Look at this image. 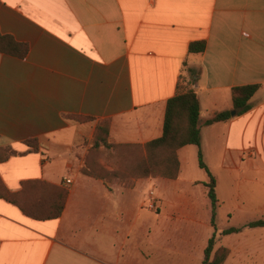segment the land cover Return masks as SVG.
I'll list each match as a JSON object with an SVG mask.
<instances>
[{"label":"crops","instance_id":"crops-1","mask_svg":"<svg viewBox=\"0 0 264 264\" xmlns=\"http://www.w3.org/2000/svg\"><path fill=\"white\" fill-rule=\"evenodd\" d=\"M0 34L27 47L0 53V150L17 153L0 181L10 193L29 181L68 192L46 221L0 198V264H202L214 229L196 146L178 150L175 180L82 174L102 122L109 145L160 138L178 85L199 101L214 251L228 250L223 264H264V227H246L264 221V0H0ZM194 42L203 53L188 52ZM251 85L248 112L206 124Z\"/></svg>","mask_w":264,"mask_h":264},{"label":"trees","instance_id":"trees-1","mask_svg":"<svg viewBox=\"0 0 264 264\" xmlns=\"http://www.w3.org/2000/svg\"><path fill=\"white\" fill-rule=\"evenodd\" d=\"M204 50V42H194L188 47V52L191 54H200L203 53ZM0 53L24 58L27 54V47L15 42L10 36L0 34ZM189 73L191 85L192 82H194L193 76L195 73L193 71ZM258 88L257 85H251L234 88L232 90V111L236 113V116H241L252 108L250 100L258 91ZM230 113L231 112H222L215 114L206 124L212 125L227 121L231 118ZM199 117L200 106L195 91L191 86L184 90L178 85L176 95L169 99L166 104L162 136L142 147L109 145L107 143L109 123L102 122L98 124L95 129L94 142L90 152L91 163L82 169V174L107 180L117 178L127 182L123 177L107 178V176H99L93 173L91 171V153L92 150L98 151L100 148L106 151L113 148H138L142 151L143 159H141V164L137 168L139 174L132 180L156 177L175 180L179 174L178 150L185 146H196L198 149V166L206 172L209 178V183L205 184V187L207 188V197L211 204V225L214 229V233L208 241L207 248L204 251V260L202 264H223L228 256V250L219 248L214 251L216 244L215 211L218 202L215 194V179L209 173L203 161ZM70 120L75 122H86L89 119L73 117ZM26 144L30 146L33 143L27 142ZM16 154L17 153L10 148L0 150V163ZM105 172L106 175L112 173ZM67 196L68 192L66 190L42 181L25 182L22 184V189L19 192L10 193L0 181V198L16 206L22 214L34 220L46 221L59 218L64 210ZM246 227H264V221L252 222ZM237 231L236 229H229L223 231L221 235L225 236Z\"/></svg>","mask_w":264,"mask_h":264},{"label":"rangeland","instance_id":"rangeland-1","mask_svg":"<svg viewBox=\"0 0 264 264\" xmlns=\"http://www.w3.org/2000/svg\"><path fill=\"white\" fill-rule=\"evenodd\" d=\"M142 151L138 148H113L109 151L98 150L91 153V171L99 176L125 178L127 184H132V179L139 174L138 166L141 164ZM102 161L114 168V172L106 175ZM216 225L222 227L221 218H217Z\"/></svg>","mask_w":264,"mask_h":264},{"label":"water","instance_id":"water-1","mask_svg":"<svg viewBox=\"0 0 264 264\" xmlns=\"http://www.w3.org/2000/svg\"><path fill=\"white\" fill-rule=\"evenodd\" d=\"M230 114H231V116H234V115H235V112H234V111H232Z\"/></svg>","mask_w":264,"mask_h":264},{"label":"built area","instance_id":"built-area-1","mask_svg":"<svg viewBox=\"0 0 264 264\" xmlns=\"http://www.w3.org/2000/svg\"><path fill=\"white\" fill-rule=\"evenodd\" d=\"M66 183H67V184H69V183H70V181H69V180H67V181H66Z\"/></svg>","mask_w":264,"mask_h":264}]
</instances>
